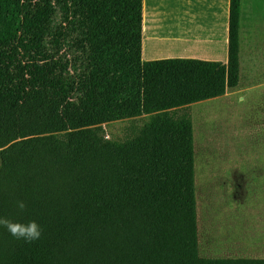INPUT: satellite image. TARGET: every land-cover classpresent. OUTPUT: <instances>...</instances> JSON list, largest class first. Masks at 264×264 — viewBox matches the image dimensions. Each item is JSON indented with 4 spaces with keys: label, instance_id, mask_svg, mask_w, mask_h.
Wrapping results in <instances>:
<instances>
[{
    "label": "trees",
    "instance_id": "1",
    "mask_svg": "<svg viewBox=\"0 0 264 264\" xmlns=\"http://www.w3.org/2000/svg\"><path fill=\"white\" fill-rule=\"evenodd\" d=\"M144 3L0 0V216L42 229L0 226V264H264L199 255L189 108L239 85L242 0L226 63L146 61ZM140 117L133 138L100 139Z\"/></svg>",
    "mask_w": 264,
    "mask_h": 264
},
{
    "label": "rangeland",
    "instance_id": "2",
    "mask_svg": "<svg viewBox=\"0 0 264 264\" xmlns=\"http://www.w3.org/2000/svg\"><path fill=\"white\" fill-rule=\"evenodd\" d=\"M259 2L264 6V0ZM251 5L247 0L249 13ZM157 6L168 16L169 0H157ZM251 23L250 31H245L242 24L238 87L220 98L199 102L189 108L194 124L201 258H232L213 249L211 244L205 245L206 236H211L208 234L210 223L218 219L214 223L215 229L229 228L231 220L249 218L253 220L250 227L264 238V27L262 31L255 15ZM144 123V117H140L104 125L100 139L118 143L133 138L140 134ZM55 153L39 155L38 158L51 157ZM239 208H255L258 212L256 216H233L232 211ZM214 211L215 215L212 214ZM221 246L226 252L227 246ZM256 248L257 258H263L264 241L257 243Z\"/></svg>",
    "mask_w": 264,
    "mask_h": 264
},
{
    "label": "crops",
    "instance_id": "3",
    "mask_svg": "<svg viewBox=\"0 0 264 264\" xmlns=\"http://www.w3.org/2000/svg\"><path fill=\"white\" fill-rule=\"evenodd\" d=\"M169 1L171 8L168 16H165L164 13L160 12L157 0H154V6H152L151 0H145V60L193 58L205 61L228 62L231 0ZM250 1L255 9L251 5L249 13L246 7L247 0H242L240 67L242 61V24L245 31H250L251 18L255 15L262 31L264 27V6L259 0H254L253 3L252 0ZM157 14L160 17H157ZM235 89H229L227 93ZM127 140L119 141L118 143ZM219 212L222 214L223 210L221 209ZM232 212L233 216L236 217H249L256 216L258 211L255 208H239ZM212 214L215 215V211ZM218 220L210 223L208 234L211 236H206V247L208 244H211L213 249H218L224 253V256L232 257L230 259H264V257L257 258L256 255V244L264 241V238L253 230L252 226L250 227L253 220L249 218L231 220L228 223L231 225L229 228L222 229L220 227L215 229L214 223ZM221 245L227 246L226 252L224 250L225 247Z\"/></svg>",
    "mask_w": 264,
    "mask_h": 264
},
{
    "label": "clouds",
    "instance_id": "4",
    "mask_svg": "<svg viewBox=\"0 0 264 264\" xmlns=\"http://www.w3.org/2000/svg\"><path fill=\"white\" fill-rule=\"evenodd\" d=\"M15 206L21 213L27 208L23 200H17ZM0 226L6 228L14 238L18 240L22 239L28 243L39 240L42 236L41 226L34 220L24 223L13 221L6 216H0Z\"/></svg>",
    "mask_w": 264,
    "mask_h": 264
},
{
    "label": "bare ground",
    "instance_id": "5",
    "mask_svg": "<svg viewBox=\"0 0 264 264\" xmlns=\"http://www.w3.org/2000/svg\"><path fill=\"white\" fill-rule=\"evenodd\" d=\"M151 4H152V6H154V0H151ZM157 17H160V15L157 14Z\"/></svg>",
    "mask_w": 264,
    "mask_h": 264
}]
</instances>
